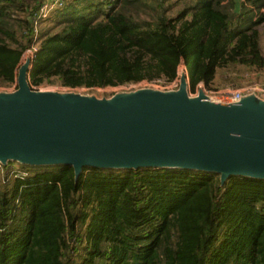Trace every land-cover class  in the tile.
<instances>
[{
  "label": "trees",
  "instance_id": "1",
  "mask_svg": "<svg viewBox=\"0 0 264 264\" xmlns=\"http://www.w3.org/2000/svg\"><path fill=\"white\" fill-rule=\"evenodd\" d=\"M45 1L0 0V87L33 45L32 89L171 81L180 63L191 88L242 87L264 68V0H63L37 20ZM14 162H0V264H264L263 178Z\"/></svg>",
  "mask_w": 264,
  "mask_h": 264
},
{
  "label": "water",
  "instance_id": "2",
  "mask_svg": "<svg viewBox=\"0 0 264 264\" xmlns=\"http://www.w3.org/2000/svg\"><path fill=\"white\" fill-rule=\"evenodd\" d=\"M27 59L0 95V162L106 168L180 167L264 179V107L151 88L110 99L32 90ZM262 101V100H261ZM264 102V101H262Z\"/></svg>",
  "mask_w": 264,
  "mask_h": 264
},
{
  "label": "built area",
  "instance_id": "3",
  "mask_svg": "<svg viewBox=\"0 0 264 264\" xmlns=\"http://www.w3.org/2000/svg\"><path fill=\"white\" fill-rule=\"evenodd\" d=\"M62 4H63V0L45 1L37 13L36 16L37 20L46 18L52 10L62 6ZM261 11H264V9H262ZM36 49H37V45H33L31 48L27 49L23 54V55L28 54L27 59L30 60L31 64H32V57ZM28 78H29V73H28ZM182 78H184L186 82V91L189 97H197L200 93H203L205 99L212 103H235L240 101L244 96H247V94L254 95L264 99V83L263 84L251 83L244 85L242 87L226 86L213 91V90H208V88L205 86L204 83L198 82L194 86V88H191L187 77L186 69L183 63H180L178 65L177 74L175 78L172 79L171 81L156 79L151 81L144 80L139 83L142 86H144L142 88H151L160 91H172V90H177L179 88ZM15 83L17 86V75L15 78V82L13 84ZM0 88L3 89L5 87H0ZM32 90H37V89H32Z\"/></svg>",
  "mask_w": 264,
  "mask_h": 264
},
{
  "label": "rangeland",
  "instance_id": "4",
  "mask_svg": "<svg viewBox=\"0 0 264 264\" xmlns=\"http://www.w3.org/2000/svg\"><path fill=\"white\" fill-rule=\"evenodd\" d=\"M55 13L56 12H53L51 14L52 17L55 15ZM263 26H264L263 24H260L258 26L259 30L262 32V35H261L262 46H264V31H263L264 29H263ZM27 57H28V54L22 56L20 63L18 65V68L26 61ZM18 68L16 71V75L18 74ZM242 74H243L242 77H238V81L242 85H245L248 82L249 83L250 82L251 83H258V84L264 83V69L247 70V71H244V73H242ZM215 86H216V89H208V90L214 91V90L223 88L227 85H224V86L215 85ZM228 86H230V85H228ZM16 87L17 86L15 83V84L9 85L3 89L0 88V95H2L4 93L13 92V91H15ZM142 87H144V86H142L140 83L127 84V85H117V86H106V87L95 86L93 88H86V87L68 88V87H64V86H60V85H41L37 88V90H49V91L56 93L59 96L76 95V96H80V97H90V98H95V99H110L117 94L128 93V92L137 90V89L142 88ZM236 87H239V86H236ZM191 91H193V90H191ZM261 100L264 101V99L255 96L253 98L251 97V98L246 99L245 103L248 105H252V106L264 107V102H262ZM17 162L18 161L13 163L14 168H18Z\"/></svg>",
  "mask_w": 264,
  "mask_h": 264
},
{
  "label": "bare ground",
  "instance_id": "5",
  "mask_svg": "<svg viewBox=\"0 0 264 264\" xmlns=\"http://www.w3.org/2000/svg\"><path fill=\"white\" fill-rule=\"evenodd\" d=\"M40 91H49V90H40Z\"/></svg>",
  "mask_w": 264,
  "mask_h": 264
},
{
  "label": "crops",
  "instance_id": "6",
  "mask_svg": "<svg viewBox=\"0 0 264 264\" xmlns=\"http://www.w3.org/2000/svg\"><path fill=\"white\" fill-rule=\"evenodd\" d=\"M264 69V68H263Z\"/></svg>",
  "mask_w": 264,
  "mask_h": 264
}]
</instances>
